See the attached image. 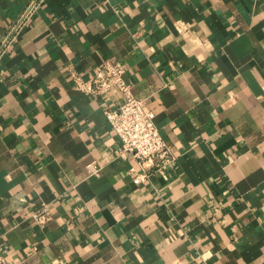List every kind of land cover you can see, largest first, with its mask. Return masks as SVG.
I'll list each match as a JSON object with an SVG mask.
<instances>
[{
    "label": "crops",
    "instance_id": "crops-1",
    "mask_svg": "<svg viewBox=\"0 0 264 264\" xmlns=\"http://www.w3.org/2000/svg\"><path fill=\"white\" fill-rule=\"evenodd\" d=\"M32 1L0 0L6 259L264 264V0H41L2 50ZM107 59L177 155L143 183L105 114L120 90L72 75Z\"/></svg>",
    "mask_w": 264,
    "mask_h": 264
},
{
    "label": "built area",
    "instance_id": "built-area-1",
    "mask_svg": "<svg viewBox=\"0 0 264 264\" xmlns=\"http://www.w3.org/2000/svg\"><path fill=\"white\" fill-rule=\"evenodd\" d=\"M41 0H33L21 16L14 33L4 40L5 48L24 25L33 17ZM1 51V50H0ZM125 67L109 59L101 62L95 69L94 75L84 79L73 72L76 86L86 93L101 96L113 89H119L122 95L117 107L105 110L111 127L117 133L123 153H130L137 161L140 171L133 176L135 183L146 182L155 172H161L171 167L177 160V155L162 136L156 120V113L151 109L145 99L137 97L132 84L127 80ZM89 172L97 174L100 166L89 164ZM132 171L136 168L132 167ZM39 222L45 223L52 218L50 209L45 207L37 213ZM0 264H17L6 259L0 248Z\"/></svg>",
    "mask_w": 264,
    "mask_h": 264
}]
</instances>
